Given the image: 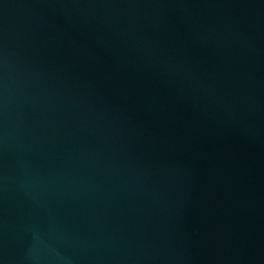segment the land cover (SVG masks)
<instances>
[{
	"label": "water",
	"instance_id": "water-1",
	"mask_svg": "<svg viewBox=\"0 0 264 264\" xmlns=\"http://www.w3.org/2000/svg\"><path fill=\"white\" fill-rule=\"evenodd\" d=\"M0 264H264V0H0Z\"/></svg>",
	"mask_w": 264,
	"mask_h": 264
}]
</instances>
